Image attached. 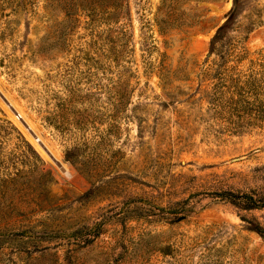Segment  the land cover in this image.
Masks as SVG:
<instances>
[{
	"label": "rangeland",
	"instance_id": "rangeland-1",
	"mask_svg": "<svg viewBox=\"0 0 264 264\" xmlns=\"http://www.w3.org/2000/svg\"><path fill=\"white\" fill-rule=\"evenodd\" d=\"M251 2L0 0V264H264Z\"/></svg>",
	"mask_w": 264,
	"mask_h": 264
},
{
	"label": "trees",
	"instance_id": "trees-1",
	"mask_svg": "<svg viewBox=\"0 0 264 264\" xmlns=\"http://www.w3.org/2000/svg\"><path fill=\"white\" fill-rule=\"evenodd\" d=\"M252 7L253 2L251 0H232V7L225 15L224 21L217 27L215 33L209 42V52H219L221 47L224 46L227 41V37L230 31H232L237 26V21L239 16L243 13L246 7ZM253 16V13L252 15ZM261 22L260 18L250 17L248 22L245 24V31L250 32L252 29ZM169 24H174L171 22ZM251 205H255L252 202ZM252 206H249L251 208ZM250 228L258 232L260 235L264 236V226L260 225L258 222L249 221Z\"/></svg>",
	"mask_w": 264,
	"mask_h": 264
}]
</instances>
